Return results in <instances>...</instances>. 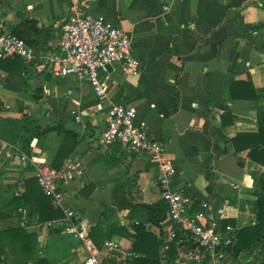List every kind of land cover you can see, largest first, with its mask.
<instances>
[{
    "label": "crops",
    "instance_id": "1",
    "mask_svg": "<svg viewBox=\"0 0 264 264\" xmlns=\"http://www.w3.org/2000/svg\"><path fill=\"white\" fill-rule=\"evenodd\" d=\"M76 2L87 13L130 33L140 72L130 74L120 62H113L102 74L107 98L101 101L89 82L54 76L42 57L22 64L0 60V138L51 165L63 135L28 132L24 121L30 116L42 130L59 125L77 136L74 149L60 164L72 157L84 166L85 185L75 178L62 188L66 205L90 224L91 243L87 246L65 233L66 221L61 218L51 229L35 225L37 255L30 264L44 257L51 264H85L94 253L102 264H128L135 231L127 202H164L163 173L156 159L130 152L120 143L108 147L97 143L107 126V110L114 104L132 106L148 132L164 144L165 157L177 169L172 187L192 196L193 213L203 210L208 217L231 219L236 229L252 224L264 165L248 156L249 149L236 153L232 139L258 131V103L245 98L255 93L250 84L237 86L235 96L232 87L251 81L255 89H264V0H0V19L38 54L47 55L57 46ZM259 104L263 106L264 100ZM34 175V166H22L0 153V213L13 212L9 203L22 192L23 180ZM33 219L39 221L38 216ZM100 220L102 227L94 230ZM21 222L18 215L0 217V229ZM117 222L128 227L127 235L113 234L106 240L119 246L106 248L103 230ZM151 230L165 238L179 227L166 218ZM167 250L163 243L158 247L161 264L216 260L188 237L175 243L174 257ZM217 256L223 264L253 260L249 251L234 256L224 246Z\"/></svg>",
    "mask_w": 264,
    "mask_h": 264
},
{
    "label": "built area",
    "instance_id": "2",
    "mask_svg": "<svg viewBox=\"0 0 264 264\" xmlns=\"http://www.w3.org/2000/svg\"><path fill=\"white\" fill-rule=\"evenodd\" d=\"M22 57L26 62H32L36 58H44L51 67L52 74L56 77L76 76L80 80L89 82L97 95L103 101L107 98L106 83L103 72L113 62H120L123 70L130 74L140 72V62L133 54L132 37L122 26L109 23L104 17L87 13L82 5L74 3L71 6L69 17L62 27L61 37L54 50L47 55L38 54L23 38L12 33L6 22L0 19V59ZM78 122L81 115L76 116ZM100 146L108 147L120 143L128 151L134 153H147L158 161L161 172L160 179L161 196L167 205V218L172 219L179 227V231L172 230L164 238L165 249L169 248L172 241L177 240L182 232L189 235L197 242L204 255L211 259L209 264H223L218 260V249L231 245L236 240V228L232 225L221 227L220 220L208 217L203 210L192 212L194 199L184 192L172 187V182L177 174L173 163L165 157L164 144L155 139L138 120L136 110L126 104H114L107 110V126L98 137ZM0 153L7 160L17 159L22 166L32 165L35 175L44 193L52 198L55 207L64 212L61 219L66 221L63 225L65 233L73 235L85 245L91 243L90 224L78 216L74 208L66 205V192L64 187L75 179H81L85 185L84 166L80 160L69 157L64 165L56 169L49 165L45 159H37L29 156L19 144L0 138ZM203 207L208 204L203 203ZM23 213L22 225L30 223V226L40 225L51 229L56 221L51 220L41 223L27 217V210L19 208ZM60 219V218H59ZM179 238L177 242H182ZM106 248H117L119 243L115 240H106ZM193 255L190 256L192 258ZM103 259L98 253L89 256L85 264H102ZM117 264H127L122 261Z\"/></svg>",
    "mask_w": 264,
    "mask_h": 264
},
{
    "label": "trees",
    "instance_id": "3",
    "mask_svg": "<svg viewBox=\"0 0 264 264\" xmlns=\"http://www.w3.org/2000/svg\"><path fill=\"white\" fill-rule=\"evenodd\" d=\"M12 33L23 38L22 35L12 30ZM24 39V38H23ZM25 40V39H24ZM26 41V40H25ZM27 42V41H26ZM18 61H26L22 57L7 58ZM2 60V59H0ZM22 64V62H21ZM250 86L254 89L255 93L251 97L257 103L258 114V131L255 133H239L232 139V144L236 153H240L249 149L248 156L264 165V105L260 106V102L264 100V89H255L251 81L247 83L235 82L232 91L235 96V89L237 86ZM39 99V96L36 97ZM24 128L28 132L35 131L36 133H43L46 131H57L63 135V141L54 155L51 166L59 169L62 164L60 160L63 156L68 155L69 151L74 149L76 134L73 131H67L59 125L48 127L42 130L36 120L30 116L25 117ZM67 139L72 142V147L69 146ZM243 140L248 143L244 145ZM251 145V146H250ZM251 147V148H250ZM23 190L20 194L14 196L9 203L10 206L14 205L13 212L0 213V217H10L12 215L23 216L19 208L27 210V217L32 219L38 216L39 222L45 223L51 220L64 217L62 209L57 208L52 203V198L44 193L38 183L37 177L31 176L25 178L22 183ZM127 208H130V219L133 221L132 227L135 231V242L132 247V255L129 257L128 264H161V257L158 252V247L164 245V238H159L155 235L151 227L153 225L160 226L161 223L167 218V205L165 202L158 204L131 203L127 202ZM221 227L226 225H233V220L225 219L220 220ZM31 224L8 226L7 228L0 229V264H30L37 255V232H29L28 228ZM101 220L98 221L94 230L101 228ZM127 226L121 225L119 222L108 226V229L102 233V242L110 238L113 234L127 235ZM93 231V230H92ZM190 238L189 235L179 233L177 240L170 243L167 254L170 257L175 256V243L179 238ZM232 255L237 256L241 252L249 251L253 254V260L249 264H264V177L260 179V192L256 201V214L255 221L240 229H236V240L233 244L224 246ZM155 249L154 252H151ZM32 264H51L48 258L44 257L35 260Z\"/></svg>",
    "mask_w": 264,
    "mask_h": 264
},
{
    "label": "water",
    "instance_id": "4",
    "mask_svg": "<svg viewBox=\"0 0 264 264\" xmlns=\"http://www.w3.org/2000/svg\"><path fill=\"white\" fill-rule=\"evenodd\" d=\"M109 66H110V65H108V67H109ZM28 231H29V232H36V231H37V228L34 227V226H31V227L28 228Z\"/></svg>",
    "mask_w": 264,
    "mask_h": 264
}]
</instances>
